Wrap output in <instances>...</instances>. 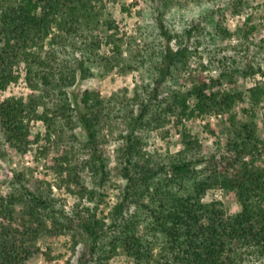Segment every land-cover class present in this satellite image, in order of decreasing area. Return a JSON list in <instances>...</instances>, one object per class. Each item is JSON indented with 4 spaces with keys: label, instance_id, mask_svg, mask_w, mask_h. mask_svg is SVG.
I'll use <instances>...</instances> for the list:
<instances>
[{
    "label": "trees",
    "instance_id": "trees-1",
    "mask_svg": "<svg viewBox=\"0 0 264 264\" xmlns=\"http://www.w3.org/2000/svg\"><path fill=\"white\" fill-rule=\"evenodd\" d=\"M121 1L0 0V90L20 80L21 67L31 89L27 97L0 102V169L9 149L27 156L37 148L47 156L54 146L58 186L78 199L69 211L50 183H29L17 173L11 192L0 196V264H32L42 254L52 262V248L43 251L40 242L61 236L70 237L74 249L85 243L78 264H110L119 252L135 264H264V120L244 121L236 111L247 99L252 113L264 103L258 80L264 39L252 43L255 25L231 32L225 23L228 12L244 13L251 0H211L181 32L166 16L183 8L182 0H150L158 5L139 11L144 21L131 34L108 12V2ZM235 37L233 54L221 53V43ZM203 51L209 58L203 68L215 67L218 77L191 71ZM117 70L143 74L131 94L71 93L79 81ZM239 78L256 84L236 90ZM214 113L227 118L228 138L205 151L186 122ZM173 119L182 127L184 148L150 152L146 132ZM37 122L45 132L33 138ZM107 127L120 133L115 160L124 184L104 215L95 202L113 181ZM215 188L234 193L240 210L229 213L223 202L207 201Z\"/></svg>",
    "mask_w": 264,
    "mask_h": 264
},
{
    "label": "rangeland",
    "instance_id": "rangeland-1",
    "mask_svg": "<svg viewBox=\"0 0 264 264\" xmlns=\"http://www.w3.org/2000/svg\"><path fill=\"white\" fill-rule=\"evenodd\" d=\"M209 1V2H208ZM183 8H175L171 10L166 16L168 25L176 29L178 32L184 30L195 19H199V15L203 10H207L212 7L211 0H203L201 4H197L190 0H182ZM251 7L247 8L244 13L235 15L228 12L226 15V25L231 32H235L239 27L248 29V27L255 25L257 29L251 35V41L253 44H260V41L264 39V0H251ZM137 3V4H136ZM158 3L149 2L146 0H123L121 3L108 2V12L114 16V19L119 23L121 29L129 34L136 33L138 26L144 21V18L139 14L145 8L148 12L153 10V5ZM128 7L130 11L125 12L123 7ZM251 16V20L248 22V17ZM102 37H104L103 34ZM237 43L236 37L230 41L221 43V46L225 48L221 53L233 54L231 45ZM228 49V50H226ZM103 51H108V48H103ZM214 55L216 54L213 49ZM220 52V51H219ZM200 56L194 58L191 63V71L194 73L201 72L205 77H218L219 71L215 67L203 68L202 64L208 62V53L206 51L201 52ZM222 55V54H221ZM259 62L262 64L264 70V55L258 56ZM202 63V64H201ZM21 78L18 82L12 83L6 90H0V102L9 97H27L31 93V89L26 81V73L24 67L19 69ZM142 73L134 71L130 73H122L119 70L107 75L105 77H97L86 81H79L77 85L72 89L71 93H77L80 97L84 90L99 89L105 97H110L114 93L122 96L127 89L129 94L133 92L137 83H141ZM258 80L264 82V75H259ZM256 81L252 78H239L237 79L234 88L236 90L246 91L250 87H253ZM191 85H186L189 88ZM224 88L230 89V85L227 81L224 82ZM185 89V88H184ZM248 98V97H247ZM246 98V99H247ZM248 100V99H247ZM238 103L236 105V111L239 114L241 120L244 121H256L261 124L264 120V103L255 113H252V105L249 102ZM194 105V100H191ZM251 109L246 114L243 109ZM212 125V130L208 129V125ZM188 129L193 135L197 136L202 143L205 151H210L209 148L214 149L215 143L218 138H221L225 142L228 138L229 124L227 118L217 113L207 115L205 117L193 118L186 122ZM112 127H107L106 133L109 135V142L105 144V152L111 159V169L113 172V181L106 187L102 188V196L96 199V204L99 205V212H104V215H108L112 208L117 204L119 197V187L124 182L118 177L115 160V150L119 145L118 135L119 132ZM182 127L177 128L173 122L168 124L165 128L148 131L146 136L148 137V150L150 152L161 151L163 153L170 151L171 153H177L184 148V140L182 137ZM45 127L42 122L33 123L32 133L33 138L37 133H44ZM78 134L81 138H84V134L81 129H78ZM115 133V134H114ZM114 135V136H113ZM44 143V142H43ZM66 146H62V150H66ZM34 148L27 156L18 153L14 149H9L5 159L2 160V167L0 169V196L8 195L11 192V182L17 173H25L29 183H37V181L50 183L52 185L55 195L64 199V203L67 210H71L78 199L76 196L70 194L67 189L60 188L58 186V180L53 170V158L57 154V148L52 146L47 156H42ZM84 177L87 179L89 186H93L94 183L90 178L89 172H85ZM48 182V183H47ZM207 201H221L226 206L229 213L240 210L239 203L234 193H228L222 188H215L207 193ZM40 246L43 251H47L48 247L52 248V256L55 259L49 262L45 255L36 257L32 264H66L67 261H71L73 264H78L79 259L82 257L86 250L85 243H81L76 249L72 246V241L68 236H61L55 240H48L40 242ZM110 264H135L134 260L122 252L113 256L110 260Z\"/></svg>",
    "mask_w": 264,
    "mask_h": 264
}]
</instances>
